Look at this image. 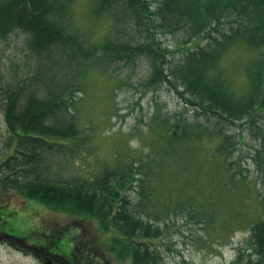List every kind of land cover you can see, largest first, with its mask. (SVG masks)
Segmentation results:
<instances>
[{
  "label": "trees",
  "instance_id": "16d2710c",
  "mask_svg": "<svg viewBox=\"0 0 264 264\" xmlns=\"http://www.w3.org/2000/svg\"><path fill=\"white\" fill-rule=\"evenodd\" d=\"M74 2L0 0V38L16 30L26 33L27 47L36 58L33 75L17 82L6 81L5 86L0 83V115L10 133L8 145L14 148L0 159V187L49 208L94 219L103 230H117L125 237L123 248H128L132 264H163L159 251L135 241L136 237L162 234L156 224L162 212L154 199L159 187L153 183L150 168L152 164L162 168L157 158L142 160L133 167L118 157L116 163L104 164L90 178L78 174L48 176L53 170L47 160L66 147L73 151L72 146L84 138L74 118L65 115L68 101L72 102L76 89H83L90 73L114 62L130 64L139 56L147 57L151 71L144 81L146 87L168 84L186 104L193 105L196 114L205 115L204 122L181 124V118L169 123L165 118L158 124L154 120L152 123L163 127L167 144L178 147L182 140L198 141L209 149L213 146L226 160L241 146L234 135L224 131V122L239 128L250 123L264 136L254 119L264 113V0H90L87 11L92 19L111 22L98 42L74 28ZM180 30L188 35L186 41L201 36L204 45L170 60L156 34ZM235 48L256 53L244 68V90L239 94L232 92V79L222 71V61ZM181 125L182 132H178ZM257 157L263 160V156ZM224 163L233 184L227 186L233 189V178L242 180L244 175L237 159ZM172 164L178 166L174 161ZM231 166L235 168L230 170ZM177 171L184 172L181 168ZM140 172L144 178L139 181L144 183L139 201L134 202L128 190ZM228 201L243 208L244 202L231 197ZM258 201L254 219L245 218L243 211L235 217L241 223L249 220L250 237L232 264H264V192ZM184 210L190 218L209 215L204 206L180 202L169 205L164 215L168 218ZM114 241L122 242L120 237Z\"/></svg>",
  "mask_w": 264,
  "mask_h": 264
},
{
  "label": "rangeland",
  "instance_id": "374dc122",
  "mask_svg": "<svg viewBox=\"0 0 264 264\" xmlns=\"http://www.w3.org/2000/svg\"><path fill=\"white\" fill-rule=\"evenodd\" d=\"M88 2L90 5V0H75L72 23L78 33L98 42L111 22L106 18L92 19L87 11ZM152 5L156 7L157 3ZM156 37L168 50L170 60H178L186 50L204 45L201 36L186 41L188 35L183 30L159 32ZM26 40L27 34L20 30L0 38V83L4 86L6 81L17 82L35 72L36 58L27 47ZM255 54L254 51L235 48L222 61V71L231 77L234 94L244 90V68ZM150 71L148 58L139 56L130 64L114 62L106 69L90 73L83 89L75 88L65 115L74 118L84 138L72 146L73 151L66 147L55 159H48L53 170L48 176L53 179L57 174L63 177L78 174L90 178L104 164L116 163L118 157L123 164H134L133 167L142 160L151 162L155 157L158 159L156 162L163 163L161 169L155 164L150 167L151 177H155L153 183L159 187L154 199L162 212L156 223L162 234L144 239V243L159 251L163 264H232L239 249L249 241L247 222L257 216L258 200L264 192V136L250 123L239 128L224 122V131L234 135L241 146L226 160L224 156H218L213 146L209 149L198 141L182 140L178 147H170L164 139L163 127L152 123L154 120L158 124L165 118L169 123L181 118V124L204 122L205 115L196 114L193 105L186 104L168 84L146 87L144 81ZM254 119L264 133V113ZM181 127L178 132H182ZM9 140L10 133L0 115V157L9 148ZM157 148L160 150L155 152ZM257 155L263 156V160ZM234 159H237L244 178L234 177L236 183L232 189L227 186L233 184L227 177L224 162ZM173 161L178 164L176 168ZM178 168L184 172L177 171ZM234 168L231 166L230 170ZM142 172L137 173L133 188L128 190L134 202L140 199L139 192L144 183L139 181L144 178ZM0 189V234L22 239L16 242L19 248L38 246L43 251L70 257L79 264H98L99 258L94 253L103 258L101 264H131L127 256H117L118 251L127 247L123 248L124 235L115 229L102 232L93 219L75 217L48 208L11 189ZM229 197L244 202L243 208L233 202H230L231 206ZM178 202L193 207L204 206L209 215L190 218L186 209L167 218L164 215L166 208ZM242 211L249 219L246 223L235 219ZM114 237H121L122 242H115ZM136 241L141 243L143 240L137 238ZM14 248L8 243H0V264H41L25 250Z\"/></svg>",
  "mask_w": 264,
  "mask_h": 264
},
{
  "label": "flooded vegetation",
  "instance_id": "af4514ba",
  "mask_svg": "<svg viewBox=\"0 0 264 264\" xmlns=\"http://www.w3.org/2000/svg\"><path fill=\"white\" fill-rule=\"evenodd\" d=\"M6 238V239H5ZM10 237L7 235H1L0 234V242L6 241L7 243L11 244ZM14 241V240H13ZM16 240L15 242H17ZM19 242V241H18ZM33 247L35 246H28L24 247L25 249L29 250V254L33 255L40 263L46 264L47 261H51V264H79L78 262L74 261L70 257H62L60 255H55L53 253L45 252L41 250L40 253H37L33 250ZM16 249H23L19 248L18 246H15Z\"/></svg>",
  "mask_w": 264,
  "mask_h": 264
},
{
  "label": "bare ground",
  "instance_id": "6f19581e",
  "mask_svg": "<svg viewBox=\"0 0 264 264\" xmlns=\"http://www.w3.org/2000/svg\"><path fill=\"white\" fill-rule=\"evenodd\" d=\"M50 156H51V154H50ZM55 157H53L52 159H54ZM51 159V158H50ZM47 164L49 165L50 164V161L49 160H47Z\"/></svg>",
  "mask_w": 264,
  "mask_h": 264
}]
</instances>
